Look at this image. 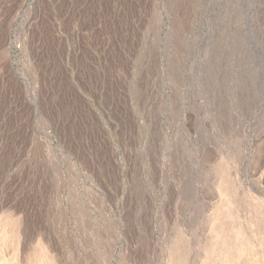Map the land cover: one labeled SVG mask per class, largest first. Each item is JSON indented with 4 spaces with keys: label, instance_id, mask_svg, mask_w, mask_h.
<instances>
[{
    "label": "rangeland",
    "instance_id": "1",
    "mask_svg": "<svg viewBox=\"0 0 264 264\" xmlns=\"http://www.w3.org/2000/svg\"><path fill=\"white\" fill-rule=\"evenodd\" d=\"M262 206L264 0H0L2 264H263Z\"/></svg>",
    "mask_w": 264,
    "mask_h": 264
},
{
    "label": "bare ground",
    "instance_id": "2",
    "mask_svg": "<svg viewBox=\"0 0 264 264\" xmlns=\"http://www.w3.org/2000/svg\"><path fill=\"white\" fill-rule=\"evenodd\" d=\"M227 187L228 186L224 185L223 181H222L221 191L223 192L225 190L224 188H227ZM228 189H229V187H228ZM226 191H228V190H226ZM226 191H225V194L230 193V192H226ZM223 197L225 198V196H223ZM228 211L231 213V210H228ZM228 211L223 213L220 209H217L214 212L215 225L213 227V237L215 238V242L217 243V249L212 252L211 256H214L215 254L218 255V257L220 258V264H249L248 259L245 256V254H246L245 251L249 248L248 242H247L248 240L245 239L246 237H244L243 230L242 229L240 230V228H242V227H241V224L239 223V220H238L237 224H239L240 227L237 226V224H236L237 221L234 222V220L236 219L235 217H234V220L232 219V216L230 218V215L232 213L230 214ZM255 211H256L255 214L259 215V216H256V218H255L259 222L258 223L259 228L258 229L256 228L257 232H259V229H260L259 234L257 232L256 233L258 235H260V237H262L261 238V244H262V250H264V230H263V227H264V207L262 206L260 208V210L255 209ZM228 213L230 215H228ZM232 215H234V213ZM229 219L232 221H230ZM0 240H1V238H0ZM39 250L41 252V249H39ZM43 253L45 254L44 251H43ZM0 254L2 255V253H0ZM41 255H43V254H41ZM179 257L180 258L175 257V260L178 259L179 261H182L181 256H179ZM2 260H3V255H2V258H0L1 264L3 263ZM44 260H47V259L45 258ZM178 260H177V263H180V262H178ZM41 261H43L42 257H41L40 262ZM6 263L7 262H5V264ZM40 264H42V263H40Z\"/></svg>",
    "mask_w": 264,
    "mask_h": 264
}]
</instances>
